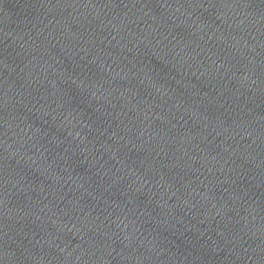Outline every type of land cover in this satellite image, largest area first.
I'll use <instances>...</instances> for the list:
<instances>
[{
	"label": "water",
	"instance_id": "water-1",
	"mask_svg": "<svg viewBox=\"0 0 264 264\" xmlns=\"http://www.w3.org/2000/svg\"><path fill=\"white\" fill-rule=\"evenodd\" d=\"M0 264H264V0H0Z\"/></svg>",
	"mask_w": 264,
	"mask_h": 264
}]
</instances>
